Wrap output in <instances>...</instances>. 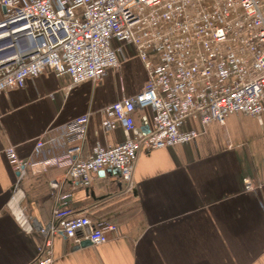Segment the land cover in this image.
<instances>
[{"label": "crops", "instance_id": "crops-1", "mask_svg": "<svg viewBox=\"0 0 264 264\" xmlns=\"http://www.w3.org/2000/svg\"><path fill=\"white\" fill-rule=\"evenodd\" d=\"M123 51L119 69H108L99 82L69 86L67 77L45 70L0 95V264L33 262L44 242L37 228L50 224L62 203L72 215L115 230L100 246L56 235L54 264H264V126L252 116L232 114L223 126L211 123L194 142L169 150L140 149L131 190L111 169L81 186L65 167L45 164L63 156L68 122L85 114L83 158L96 145L124 140L120 129L101 126V110L139 94L146 79L141 62ZM133 120L139 134L149 132V110H135ZM40 138L48 146L37 152ZM10 147L32 164L20 182L30 232L7 210L15 183Z\"/></svg>", "mask_w": 264, "mask_h": 264}, {"label": "built area", "instance_id": "built-area-1", "mask_svg": "<svg viewBox=\"0 0 264 264\" xmlns=\"http://www.w3.org/2000/svg\"><path fill=\"white\" fill-rule=\"evenodd\" d=\"M0 6V95L45 70L67 77L69 86L99 82L108 69H119L123 49L143 66L140 93L101 110L102 128L120 129L122 142L96 145L83 158L90 114L68 122L63 156L45 164L65 167L73 183L88 186L93 174L116 169L131 190L142 148L194 142L201 128L223 126L232 114L264 126V0H0ZM137 109L152 114L147 134L136 131ZM47 146L40 138L35 150ZM6 155L15 175L7 210L30 232L20 182L32 164L13 147ZM63 206L54 209L50 224L37 228L44 242L30 264H54L52 238L58 234L72 244L80 243V235L100 246L115 230Z\"/></svg>", "mask_w": 264, "mask_h": 264}, {"label": "water", "instance_id": "water-1", "mask_svg": "<svg viewBox=\"0 0 264 264\" xmlns=\"http://www.w3.org/2000/svg\"><path fill=\"white\" fill-rule=\"evenodd\" d=\"M112 172H114V173H119V171L118 170H112ZM91 243L88 241V240H85L82 244H81V246H87V245H90Z\"/></svg>", "mask_w": 264, "mask_h": 264}]
</instances>
